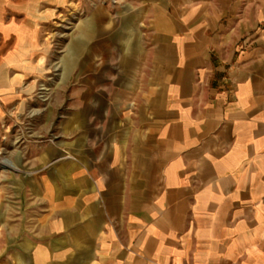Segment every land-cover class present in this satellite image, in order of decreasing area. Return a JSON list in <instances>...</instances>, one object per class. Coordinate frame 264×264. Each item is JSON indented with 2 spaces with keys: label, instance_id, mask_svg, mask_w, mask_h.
<instances>
[{
  "label": "crops",
  "instance_id": "0c3cea01",
  "mask_svg": "<svg viewBox=\"0 0 264 264\" xmlns=\"http://www.w3.org/2000/svg\"><path fill=\"white\" fill-rule=\"evenodd\" d=\"M138 2L121 66L75 70L57 141L15 156L0 264H264V0ZM40 4L65 1L0 0V122L23 102L4 24Z\"/></svg>",
  "mask_w": 264,
  "mask_h": 264
},
{
  "label": "rangeland",
  "instance_id": "374dc122",
  "mask_svg": "<svg viewBox=\"0 0 264 264\" xmlns=\"http://www.w3.org/2000/svg\"><path fill=\"white\" fill-rule=\"evenodd\" d=\"M62 1L65 5L40 4L41 11L49 12L45 23L4 24L13 26V70L21 74L16 76L13 71V80H20L18 89L23 102L16 106H13V98L10 103L1 102L4 105L0 122V206L3 213L0 229H10V221L15 224L16 210L22 199L20 194L14 193L11 184L15 156L25 160L32 144L37 146L36 141H57L66 111L64 107L58 108V104L69 101L73 72L90 69L91 64L105 67V54L111 52L114 54L113 67H120L122 52L129 51L128 45L123 43L128 42L129 34L122 32V21L139 15V0ZM19 20L20 16L16 18ZM1 37L0 34V42ZM112 39L118 43L107 46V40ZM26 50L32 53L28 59L19 56ZM26 68H43L49 73L39 79L26 76L23 71ZM32 84L36 90L29 97L24 92ZM11 211L16 215L13 220L6 217Z\"/></svg>",
  "mask_w": 264,
  "mask_h": 264
}]
</instances>
